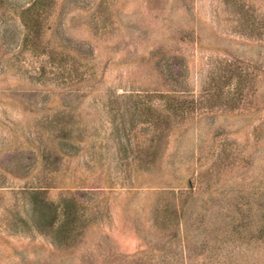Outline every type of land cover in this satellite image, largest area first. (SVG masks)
Here are the masks:
<instances>
[{
  "label": "rangeland",
  "instance_id": "1",
  "mask_svg": "<svg viewBox=\"0 0 264 264\" xmlns=\"http://www.w3.org/2000/svg\"><path fill=\"white\" fill-rule=\"evenodd\" d=\"M0 264H264V0H0Z\"/></svg>",
  "mask_w": 264,
  "mask_h": 264
}]
</instances>
